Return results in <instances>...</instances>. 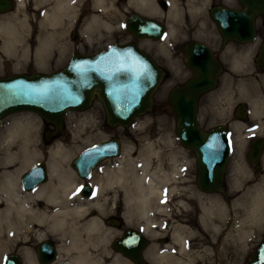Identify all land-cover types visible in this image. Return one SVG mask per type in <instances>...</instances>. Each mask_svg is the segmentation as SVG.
Wrapping results in <instances>:
<instances>
[{"label":"flooded vegetation","instance_id":"obj_1","mask_svg":"<svg viewBox=\"0 0 264 264\" xmlns=\"http://www.w3.org/2000/svg\"><path fill=\"white\" fill-rule=\"evenodd\" d=\"M9 1V9H0V17L7 18L8 13L14 15L12 23L28 49L23 58L36 62L32 49L41 42V62L49 69L40 71L61 67L52 68L51 63L64 64L73 52L90 54L108 44L127 41H134L151 56L163 68L164 77L168 68L160 58L171 61L169 67L173 73H178L177 62L180 61L189 71L187 77L195 75V70L185 64L188 44L195 45L192 48L194 61L207 57L215 84L199 95L196 119L203 130L221 126L225 132L227 153L221 178L216 189L209 191L214 201L221 203L222 215L213 214L211 224L204 225L199 213L189 220L190 216L174 214L169 208L164 216H151L155 220L146 221L149 222L146 228L141 220L126 223L116 209L118 214L111 213L107 217L118 230L111 240L119 238L126 228L137 231L141 238L133 237L132 248L135 250L142 244L141 257L148 264L257 263L259 251L264 256V0H21L19 7L18 0ZM61 2L64 6L56 7ZM249 23L253 28L252 37L241 38ZM233 28L240 35L232 31ZM81 29L87 30L89 36L80 34ZM139 29L146 32V36L137 37L130 31ZM221 30L229 35L224 38ZM104 38L110 40L102 47L88 49ZM111 137L114 136L107 138ZM121 149L119 146V153ZM192 153L194 183L199 188L193 150ZM113 157L116 156L100 160L84 177L73 171L79 196H92L93 171ZM71 160L72 157L67 165L73 170ZM38 185L42 183L33 188ZM33 188L22 190L27 192ZM178 193L168 201L173 203ZM214 203H211L212 208H215ZM185 219L194 228L192 234L186 233L178 221ZM205 227L211 230L206 231ZM174 229L181 232L182 242L173 237ZM42 241L53 245L56 257L57 247L51 238L38 240L34 246L21 240L17 250L7 252L15 255L18 263H3L1 258L0 264L49 263H41L36 256L35 249ZM28 246L32 251L25 248ZM113 252L119 254L115 249ZM181 255L185 260H181ZM129 260L130 264H135Z\"/></svg>","mask_w":264,"mask_h":264},{"label":"water","instance_id":"obj_2","mask_svg":"<svg viewBox=\"0 0 264 264\" xmlns=\"http://www.w3.org/2000/svg\"><path fill=\"white\" fill-rule=\"evenodd\" d=\"M9 7V0H0V9ZM231 30L240 35L236 28ZM130 31L137 37L146 36L142 29ZM252 33L253 28L249 23L241 38H251ZM221 34L224 38L229 35L225 30H221ZM193 46H186L185 64L195 70V75L189 76L181 84L173 85L168 90L167 101L177 138L195 153L197 185L204 191H212L221 178L227 153L226 137L221 126L203 130L197 123V99L202 92L214 86L215 78L209 71L207 57L204 59L202 56L200 65L195 69L191 58ZM163 74V69L134 41L112 43L91 54L73 52L61 68L50 72L0 75V120L20 110L35 112L43 121L52 124L51 130L43 132L44 141L49 142L60 130L67 110H82L95 97L102 105L108 125L126 126L136 115L152 109V94ZM215 136L222 138L217 161L211 153L217 140H213ZM118 152L117 138L104 139L83 147L72 158L71 165L77 174L84 177L99 160ZM45 167V163L40 161L25 168L19 178L23 188L29 189L43 182L46 179ZM133 237L141 238V235L126 228L119 238L111 240L110 245L135 264H148L141 257L142 244L133 251L130 245ZM35 252L41 263L54 259L55 249L47 241L38 243ZM17 260L12 254L3 257V263H18Z\"/></svg>","mask_w":264,"mask_h":264},{"label":"rangeland","instance_id":"obj_3","mask_svg":"<svg viewBox=\"0 0 264 264\" xmlns=\"http://www.w3.org/2000/svg\"><path fill=\"white\" fill-rule=\"evenodd\" d=\"M7 15H9L7 16V18L0 17V22L9 23L12 26L16 27L14 22L12 23L11 20L14 15L10 13H8ZM79 32L85 37L89 36L88 31L85 29H81ZM19 33L20 31H17L16 27L13 31L14 43L16 45L15 50L9 49L10 51H5L1 48V45L3 44V32L0 30V75L11 74L13 72L21 71L31 72L42 69H46L45 71H47L49 69L48 65L45 67L43 63H38L37 60L36 62H32L23 58L25 56V52L27 53L28 49L25 46L24 42L22 43L20 41ZM109 40L110 39L108 38L100 39L92 46H89L88 49L102 47L104 45V42ZM141 45L143 47L145 46L144 44ZM32 50H34V48ZM159 61L168 68V74L159 83L157 89L153 93L152 109L142 114L136 115L130 125H106L101 103L98 99L93 98L90 105L85 109L67 111L63 118V126L61 127L57 135L54 138H51L48 143L43 140L42 133L44 129H49L50 126H46V124L41 120L40 116L37 113L27 110L16 111L4 116L0 121V134L2 131V126H4V124H6L10 120L19 119L22 120L24 123H27L31 127L30 132L32 134V136L31 134L29 135L32 137L29 146L30 148H33L36 152L35 160L31 163L39 160H46L47 163V161L50 159V155L48 152L49 148L51 146L62 147L63 149L67 150V154L60 159L63 170L69 173L71 180L75 181L76 177L73 173L74 170H72L67 165V161L80 148L84 147L85 145L94 143L95 141H98L103 138L114 136L119 140L122 151L124 148L130 147V157L132 159H138V156L140 154V148L146 143H152L154 149L159 151L160 157L157 155H150V165L148 167V173H152L153 171H156L158 169H161V171L163 172H171L174 164L179 165V172L175 175V177H172L169 182L161 185L164 189V191H161V199L155 198L152 202L154 206L157 204H163V213L162 211L158 213L155 212L154 207L151 210V213H153L154 216H164L169 211V208L175 211L174 214L178 213L182 216L191 217L195 213H199L200 222H204V225H210L211 221L213 220L211 219L213 217L210 218V216H213V214L222 215V211L219 208V205L221 203L218 200L214 201L213 194L200 190L195 185V164L192 150L183 146L177 139L173 131V116L170 113V108L167 102V93L169 88L175 84L182 83L189 74V71L184 66V64L179 61L177 62V66H179V71L178 73H173L170 71L169 67L171 63L170 60L160 58ZM62 64V62L51 63V67H58ZM7 146L9 148L12 147L10 150H14L16 147V143H14V141H11L7 144ZM171 155L175 156L176 162L174 161V164H171L170 162L169 157ZM117 160V157L108 159L105 162L101 163L99 168H96L93 171L94 175L92 177V182L94 190L92 196L84 198H82L81 195L79 196L78 194H76L75 196L77 199L82 198L80 200H77L78 202H84L85 204L90 205L89 209L85 212L86 215L83 222H86L87 218L92 217L96 218L100 223L99 227L96 230H93L90 236V240L88 241L90 242L89 251L92 252L93 255H98L99 257L101 256L103 264H110L114 260V258H118L120 264L131 263L130 260L125 256L113 252V249L110 247L109 242L118 230L116 228V225L109 224V222L107 221V217L111 213L118 214V211H116V209H118L120 216L125 220L126 218L130 217L129 215H131V211L134 210L132 207L133 204H127L125 202L123 192H121L119 190L120 188L116 185H113L112 187H105L102 192L98 193L96 191L95 186L96 182L94 181L95 178H98L97 175H99L104 170H110L116 167ZM31 163H29V165ZM136 163L139 164V162ZM29 165H26L25 167L20 169L18 173H16L19 191L22 194H25L26 191L22 190L19 184V175L21 171ZM6 168L7 170L12 171L14 165L6 164V166L3 167L1 166L0 159V171ZM136 168L139 169V165ZM48 181L49 175L47 176V180L44 183L46 184ZM77 185V182H75V185L71 189L73 193H75V188ZM172 186H176L177 188L175 190H171ZM177 191L179 192V195L176 196L178 200L175 198V201L173 200V203H171V200L168 201ZM26 200L31 203L36 209H39L41 211L48 209V205L46 204L44 198L31 196ZM176 200L177 202H179L178 204H176ZM180 202L183 204H181ZM212 202H215V208H212ZM203 203H206V205L210 208V213L206 214V217L204 216L203 208L201 206V204ZM164 205H166V207H164ZM100 216L103 220L100 219ZM133 220H141L143 222L142 218L135 214L130 223H132ZM189 220H192V217L189 218ZM178 221L182 223L184 228L183 230H185L186 233L190 232V234H192L194 228L191 226V222H188L187 219ZM25 222L23 223V226H21L22 229L21 227L15 228L16 232L14 231L13 236L5 235L4 243H2L5 245H0V259L2 258V255L4 253L11 252L12 250H17V243H20L21 240L29 241L31 242L29 245L34 246V243H36L38 240H41L43 238H51L55 242L56 247L62 241L60 235L53 232V230L51 231V229H47L45 226L37 228L35 227V224H33L34 226H31L30 228L26 225ZM36 228L38 231L42 232V237L36 236ZM155 230L162 231V229L158 227H155ZM205 230L209 231L211 229L205 227ZM152 240L154 239L152 238ZM30 246L25 248H29L32 251V248ZM56 253L58 255V250H56ZM235 257L239 258L238 255H235ZM183 259L185 260L184 255H181V260ZM173 264L179 263L173 262Z\"/></svg>","mask_w":264,"mask_h":264},{"label":"bare ground","instance_id":"obj_4","mask_svg":"<svg viewBox=\"0 0 264 264\" xmlns=\"http://www.w3.org/2000/svg\"><path fill=\"white\" fill-rule=\"evenodd\" d=\"M20 4L21 0H18L17 7H19ZM58 6L62 7L64 3L61 2V4H56V7ZM47 12L49 13V11ZM15 28V26L9 23L0 22V30L3 32V44L1 48L5 51L15 50L16 48L13 35ZM42 47L43 45L40 42L38 47L34 49L35 59L38 63H42V58L40 56ZM191 58L194 64L200 65L201 61L199 60L202 59V57L194 61L193 52H191ZM1 130V166L5 167L6 164H13L14 168L12 171L7 170V168L0 171V245H5L2 244L4 243L5 235L13 236L15 228H20L26 221V225L30 228L34 226L33 224H35L37 228L45 226L47 229L49 228L51 231L53 230V232L60 235L62 241L57 246L58 255L56 254V257L49 262L50 264H103L101 256L93 255L92 252L89 251L90 242L88 241L90 240L91 233L99 227L100 223L96 218L92 217L87 218L86 222H83L86 215L85 212L89 209L90 205L77 201L84 197L81 196L82 198L78 199L75 197L76 194H78L76 190L77 186L75 188V193H73L71 189L76 181L71 180L69 173L63 170L62 167L60 159L67 154V150L62 147L51 146L48 151L50 159L46 163L49 181L46 184L38 185L25 194H22L19 191L16 173L26 165H29L36 157V152L29 146L32 138L30 132L31 127L18 119L8 121L2 126ZM30 134L31 136H29ZM213 140H216V142L213 143L211 153L217 161L221 153L222 138L220 136H215ZM11 141L16 143L14 150H10L12 147L9 148L7 146ZM130 155V147L124 148L123 151L121 149V152L116 156L118 159L116 162L117 166L110 170H104L97 175L98 178L94 179L96 182V191L100 193L105 187H112L113 185L118 186L120 188L119 190L123 192L125 202L127 204H133L132 207L134 210L131 211L130 217L126 218L125 221L130 223L135 214L142 218L144 226L148 228L149 222L147 223L146 221L155 220L154 217L151 218V216H153V213H151L153 207L155 209L154 211L157 213L161 211L163 213L164 211L162 207L163 204L154 206L152 202L155 198L161 199V191H164L161 185L169 182L172 177L178 174L179 165L174 164L176 162L175 156L171 155L169 157L170 162L174 164L171 172H163L161 169H158L152 173H148L150 155H157L160 157L159 151L154 149L152 143H146L140 148L138 159H132ZM136 162H139V164ZM138 165L139 169L136 168ZM73 170L75 169L73 168ZM74 172L76 173V171ZM176 188V186H172L171 190H175ZM31 196L44 198L48 205V209L44 211L36 209L26 200ZM201 206L204 216L206 217V214L210 213V208L206 203L201 204ZM164 207H166V205H164ZM146 223L147 225H145ZM145 230L148 231L149 229ZM41 233L42 232L38 230L37 232L35 231L37 237H40ZM180 234L181 232L177 229L173 230V237L182 242V236ZM130 245L132 246V243H130ZM160 259L161 258H159V260ZM260 262H264V256L261 251H259L257 255V263L255 262L253 264H258ZM110 264H120V262L118 258H114Z\"/></svg>","mask_w":264,"mask_h":264},{"label":"snow or ice","instance_id":"obj_5","mask_svg":"<svg viewBox=\"0 0 264 264\" xmlns=\"http://www.w3.org/2000/svg\"><path fill=\"white\" fill-rule=\"evenodd\" d=\"M78 191H79V189H78Z\"/></svg>","mask_w":264,"mask_h":264}]
</instances>
